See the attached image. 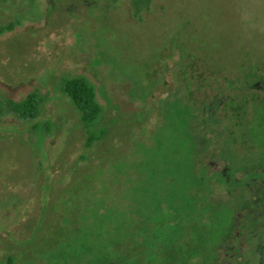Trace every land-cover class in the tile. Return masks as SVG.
Here are the masks:
<instances>
[{
	"label": "rangeland",
	"instance_id": "374dc122",
	"mask_svg": "<svg viewBox=\"0 0 264 264\" xmlns=\"http://www.w3.org/2000/svg\"><path fill=\"white\" fill-rule=\"evenodd\" d=\"M142 17L130 0H0V26H11L0 34V100L43 99L35 131L0 117V264H96L103 253L133 264L130 235L155 209L175 242L211 226L183 213L186 139L220 120L232 96H211L225 81L247 94L233 102L244 113L237 135L264 133V105L249 94L264 75V0H153ZM77 78L94 88L108 129L90 147L62 91Z\"/></svg>",
	"mask_w": 264,
	"mask_h": 264
},
{
	"label": "trees",
	"instance_id": "16d2710c",
	"mask_svg": "<svg viewBox=\"0 0 264 264\" xmlns=\"http://www.w3.org/2000/svg\"><path fill=\"white\" fill-rule=\"evenodd\" d=\"M152 2L130 0L132 17L141 22ZM10 29V25L0 26V34ZM262 79L264 75L251 78L254 89L251 88L249 94L264 105V87L257 86ZM219 86L221 94L211 96L212 102H219L230 91V105L223 100L219 102L220 120L208 122L207 119L205 130L198 122L197 135L187 136L186 143L192 146L189 151L193 158L185 162L190 172L180 199L186 218L201 214L211 226L202 227L186 235L181 242H175L167 235L168 227L162 214L156 213V209L152 214L144 212V217L134 226L127 248L133 264H253L257 253L261 258L256 260L263 259L261 250L256 247V237L264 244V133L255 128H243L237 135L236 124L244 120V113L240 105L233 102L236 96L246 101L247 94L235 93L230 81ZM208 87V84L197 86L194 93L197 99L204 98ZM62 91L80 113L86 146L104 140L108 133L100 123L104 109L97 103L92 85L84 78L65 79ZM42 105L43 99L37 93L29 94L18 103L0 100V117L13 115L31 123L35 131ZM212 146L213 152L209 153ZM231 197L237 201H231ZM260 229H263L262 236ZM207 239L213 255L201 257L198 252L203 251V245L200 243ZM95 263L115 264L105 253Z\"/></svg>",
	"mask_w": 264,
	"mask_h": 264
},
{
	"label": "flooded vegetation",
	"instance_id": "af4514ba",
	"mask_svg": "<svg viewBox=\"0 0 264 264\" xmlns=\"http://www.w3.org/2000/svg\"><path fill=\"white\" fill-rule=\"evenodd\" d=\"M261 231L259 232V234H261L262 233V230L263 229H260ZM261 236H262V234H261ZM256 240H257V245H256V247L258 248V249H260V250H264V244H262V243H260L259 241H260V237H256ZM259 242V243H258Z\"/></svg>",
	"mask_w": 264,
	"mask_h": 264
}]
</instances>
